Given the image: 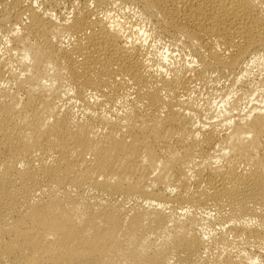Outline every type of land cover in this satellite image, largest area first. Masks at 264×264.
<instances>
[{
  "label": "bare ground",
  "instance_id": "1",
  "mask_svg": "<svg viewBox=\"0 0 264 264\" xmlns=\"http://www.w3.org/2000/svg\"><path fill=\"white\" fill-rule=\"evenodd\" d=\"M0 41V264H264V0H0Z\"/></svg>",
  "mask_w": 264,
  "mask_h": 264
},
{
  "label": "rangeland",
  "instance_id": "2",
  "mask_svg": "<svg viewBox=\"0 0 264 264\" xmlns=\"http://www.w3.org/2000/svg\"><path fill=\"white\" fill-rule=\"evenodd\" d=\"M126 12H127V11H126ZM124 14H125V12H124ZM126 14L129 15V13H126ZM135 29H136V27H135ZM147 41H148V40H147ZM2 42H3V43H2ZM0 43H2V47L5 45L4 41H0ZM157 43H158V44H157ZM157 43H156V42L153 43V48H154V50H155L156 52L158 51L159 53L162 51L161 53L164 52V54L166 53L165 55H168V56H170V55H169V53H170L171 56H170L168 59H171V60H169V62H170V61H171V62H172V61H175V58H176V59H177V58L179 59L180 56H184V54L182 53V51H180V49L177 48V47H175V46L164 45V43H162V42H161L160 44H159V42H157ZM161 44H162V45H161ZM0 45H1V44H0ZM1 49H2V48H1V46H0V51H1ZM156 49H157V50H156ZM159 50H160V51H159ZM166 50H168V51H166ZM172 56H173V59H172ZM174 57H175V58H174ZM184 59H185V58H184ZM184 59H183V60H184ZM186 60H187V58H186ZM256 71H257V72H256ZM253 72H254V74L252 75V77H253L254 75H255L254 77H258V73H259V74H261V73L263 74V73H264V72H260V71L255 70V69L253 70ZM256 74H257V75H256ZM217 84H218V83H217ZM214 85H215V83L213 84V86H214ZM211 86H212V85H211ZM215 87L217 88V90H216L217 92L215 91V89H216ZM218 87H219V88H218ZM220 87H221V84H219V86H218V85H215V86L212 88V89H213V92H214V93L216 92L217 97H216V94H214V95H212L214 98H212L211 93H213V92H212V89H211V88L207 90V92H208L209 90L211 91V92H209L210 94H206V93H205L206 90H205V91H204V90H203V91L201 90L202 92H201L200 96H201V95L204 96L205 99H206V98H209L210 101H211V100H212V102L215 101L214 103L218 104V102H217L216 100H217V98H218V94L220 93V90H219ZM218 91H219V93H218ZM203 94H204V95H203ZM207 95H208V97H206ZM209 95L211 96L212 99L210 98ZM202 96H201V97H202ZM201 97H200V98H201ZM204 97H202V98L204 99ZM202 98H201V99H202ZM219 98H221V97H220V94H219ZM219 98H218V99H219ZM213 100H214V101H213ZM214 105H215V104H214Z\"/></svg>",
  "mask_w": 264,
  "mask_h": 264
}]
</instances>
